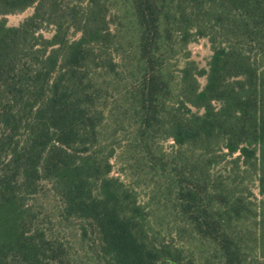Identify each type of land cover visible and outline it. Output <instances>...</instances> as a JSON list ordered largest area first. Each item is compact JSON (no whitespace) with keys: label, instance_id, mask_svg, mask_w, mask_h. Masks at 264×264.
<instances>
[{"label":"trees","instance_id":"obj_1","mask_svg":"<svg viewBox=\"0 0 264 264\" xmlns=\"http://www.w3.org/2000/svg\"><path fill=\"white\" fill-rule=\"evenodd\" d=\"M119 149L218 264L264 262V0H0V264H68L28 203L45 182L105 264H183L111 176Z\"/></svg>","mask_w":264,"mask_h":264},{"label":"rangeland","instance_id":"obj_2","mask_svg":"<svg viewBox=\"0 0 264 264\" xmlns=\"http://www.w3.org/2000/svg\"><path fill=\"white\" fill-rule=\"evenodd\" d=\"M32 14V9L23 13L6 17L9 27L18 26L24 19ZM46 38H50L49 32H44ZM78 36H75L77 38ZM189 60L193 61L199 70L207 71L208 63L212 56L210 44L206 38H198L186 46ZM178 67L183 64L182 58L176 61ZM199 88H204L206 77L198 78ZM124 135H120L122 137ZM126 136V135H125ZM159 146L165 154L171 155L176 147L171 140L159 142ZM118 157L112 160L113 171L111 176L119 178L127 185H132L138 195L141 205H144L150 214L151 225L159 233L164 242L170 243L182 251L183 264H218V259L212 253V247L207 242L202 243L199 238L190 234L178 219L175 210L174 197L165 198L156 191V187L163 188L165 182L157 175L137 177L128 169L127 155L117 151ZM220 168H215L214 173ZM166 184V183H165ZM48 183H42V189L38 195L29 199L28 203L37 215L38 225L46 231L48 236L58 241L64 250V259L68 264H105L99 257L94 234L87 227L86 236L83 235L81 227L85 224L78 220H62L59 216L60 202L54 196ZM252 191L257 194L253 186ZM210 262V263H209ZM256 264H264L259 261Z\"/></svg>","mask_w":264,"mask_h":264}]
</instances>
